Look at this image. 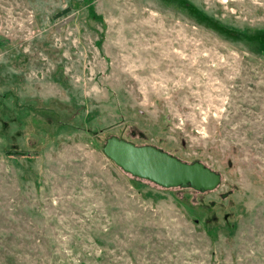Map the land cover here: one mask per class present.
Segmentation results:
<instances>
[{
  "label": "rangeland",
  "instance_id": "obj_1",
  "mask_svg": "<svg viewBox=\"0 0 264 264\" xmlns=\"http://www.w3.org/2000/svg\"><path fill=\"white\" fill-rule=\"evenodd\" d=\"M110 136L219 183L133 177ZM3 235L68 264H264V0H0Z\"/></svg>",
  "mask_w": 264,
  "mask_h": 264
},
{
  "label": "water",
  "instance_id": "obj_2",
  "mask_svg": "<svg viewBox=\"0 0 264 264\" xmlns=\"http://www.w3.org/2000/svg\"><path fill=\"white\" fill-rule=\"evenodd\" d=\"M103 154L125 173L161 187L190 186L211 190L219 174L199 161L184 162L151 145H135L123 138L107 137Z\"/></svg>",
  "mask_w": 264,
  "mask_h": 264
},
{
  "label": "trees",
  "instance_id": "obj_3",
  "mask_svg": "<svg viewBox=\"0 0 264 264\" xmlns=\"http://www.w3.org/2000/svg\"><path fill=\"white\" fill-rule=\"evenodd\" d=\"M33 244L34 249L31 247ZM41 245L39 241H13L3 235L0 237V264H68L63 257L45 253ZM37 251L39 256H33Z\"/></svg>",
  "mask_w": 264,
  "mask_h": 264
}]
</instances>
